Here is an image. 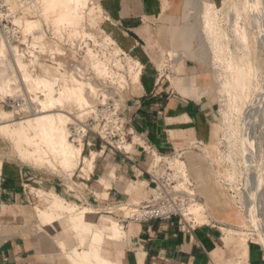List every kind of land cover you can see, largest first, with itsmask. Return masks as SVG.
Instances as JSON below:
<instances>
[{
  "label": "crops",
  "instance_id": "1",
  "mask_svg": "<svg viewBox=\"0 0 264 264\" xmlns=\"http://www.w3.org/2000/svg\"><path fill=\"white\" fill-rule=\"evenodd\" d=\"M188 2L100 0L108 20L105 29L144 66L124 105L132 133L130 153L104 150L90 136L88 164L74 179H44L42 186L16 164L0 167V264H97L94 252L112 264H264V250L255 241L225 231L240 221L235 214L224 213L223 205L211 203V221L192 231L177 219L124 222V214L117 210L151 198L149 175L143 170H151L153 154L185 155L218 144L216 74L193 31L184 27ZM150 31L158 42L151 47L153 52L143 48ZM157 51L167 65L163 71L152 59L161 57ZM41 191L88 210L84 221L75 224L68 217L41 221L36 214L42 206ZM105 218L122 227L119 235Z\"/></svg>",
  "mask_w": 264,
  "mask_h": 264
},
{
  "label": "rangeland",
  "instance_id": "2",
  "mask_svg": "<svg viewBox=\"0 0 264 264\" xmlns=\"http://www.w3.org/2000/svg\"><path fill=\"white\" fill-rule=\"evenodd\" d=\"M45 1L6 2L7 10L16 13L14 21L22 30L25 29L27 33L33 31V36L38 37L40 41L44 40L49 50L60 52L61 48L64 54L55 60L37 65L29 62L28 50L19 49L17 53L0 39V103L4 106L0 107V117H4L0 118V125L9 121L20 122L45 110H53L43 109L40 104L47 107L44 104L46 96L50 92L56 96L66 82L75 86L83 84V93L87 101L54 109L55 112L69 116L63 126L68 136L67 143L82 150V158L72 169L62 167L58 156L53 150L51 153L48 145L31 141L32 137L27 139L6 136L0 130V167L8 163L16 164L19 168L28 170L36 185L40 186L44 179L65 181L74 179L81 166L88 164L87 139L96 136L90 134L84 143L75 144L69 137L72 127L79 121L89 118L92 115L91 110L109 97L120 96L125 101L130 88L140 81L139 71L136 70L138 59L124 51L116 38L104 27L108 20L105 18L100 0H88L89 5L85 12L80 14L81 22L74 34L60 26L58 22V17L64 12L62 8L45 14L43 10ZM207 1H210L212 6L209 16L205 5ZM248 1L189 0L186 5L184 27L193 31L195 41L200 43L203 49V56L210 61L216 74L219 141L214 147H204L200 152L190 151L185 155L178 153L175 158L170 159L175 165L187 168L189 177L197 186L196 194L208 201L207 204L200 202L197 195L194 209L198 222L204 224L211 221L213 216V211L209 207L211 203L223 205L224 213L235 214L240 221L232 226H226L225 231L230 235H240L244 238L248 236L241 230L252 226L249 222L253 217L248 210L249 202H254L258 220L264 221V0H256L255 4L260 23L255 21V14L251 12ZM48 28L58 32L64 31L66 35L63 38L57 34H50L47 32ZM144 39L149 47H157L158 42L152 31L146 33ZM111 48H114L113 53L110 52ZM123 52L128 54L127 57L119 56ZM86 53L88 57L92 56L95 66L88 65ZM91 67L96 75L93 73L90 76ZM102 69L105 70L104 73ZM40 77L53 82L52 90L27 86L26 79L31 82ZM227 82L232 83V88H229ZM260 94L263 99L257 102L258 105L252 106ZM10 101L23 103L22 109L8 108L6 103ZM37 144L39 146H36ZM41 146L48 150L41 151ZM38 149L40 151L35 153V156L30 154ZM152 158H156V155L153 154ZM83 172L87 173L86 169ZM204 174L206 177H203ZM251 174L252 176L257 174L255 177L259 182L251 177ZM260 178L263 179V183ZM249 179L262 185L252 196L248 192L251 188L247 185ZM39 193L48 196L43 191ZM41 200L43 207H37L36 214L42 221L40 213L46 210L47 205L43 199ZM64 205L65 213L58 214L55 220L68 217L70 221L76 220L77 223L84 221L80 217L71 219L69 210L76 206L75 204L64 202ZM77 209L78 212H88L83 208ZM106 220L112 221L111 224L116 223L109 218ZM120 228L122 227L116 225L119 233Z\"/></svg>",
  "mask_w": 264,
  "mask_h": 264
},
{
  "label": "built area",
  "instance_id": "3",
  "mask_svg": "<svg viewBox=\"0 0 264 264\" xmlns=\"http://www.w3.org/2000/svg\"><path fill=\"white\" fill-rule=\"evenodd\" d=\"M7 1L0 0V39L4 40L17 53L19 49L28 50L29 62L33 64H43L63 56V49L58 47L60 52H52L53 50L48 49L44 40L40 41L38 37L33 36V31L27 33L28 31L25 29L22 30L14 21L16 13L7 10ZM47 32L53 35L57 34L63 38L66 35L64 31L58 32L50 28ZM111 46L113 47L114 44ZM143 48L149 52L155 51L153 48H149L147 44H144ZM113 50L114 48H111L110 52L113 53ZM157 52L160 53L161 57L156 59L152 56V59L158 63L160 70L163 71L167 68V65L161 52ZM127 55L126 52H123L119 56L127 57ZM14 56L17 61L16 53ZM86 59L88 65H96L92 61V56L88 57L87 53ZM56 63L53 62V64ZM136 63H138L136 68L139 71L138 76L141 77L144 66L139 61H136ZM93 73L96 75L91 67L90 76ZM22 105L23 103L18 101L6 103V106L12 110H20L23 107ZM124 105L125 101L120 96L103 100L100 105L91 110L92 115L89 118L85 121H79L78 124L72 127L69 136L72 142L75 144L84 143L90 134H94L101 142L104 150L127 156L130 153L128 146L132 133L125 115ZM174 156L176 154L171 157L156 155V158L152 159L151 170H143L149 175L152 196L143 204L117 208L124 214V222L146 223L177 219L180 226L186 231H192L200 225L194 209L198 199L195 183L189 177L186 167H179L170 162V159L175 158ZM114 211L112 210L110 213ZM256 218L259 219L257 215ZM249 222L252 225L251 228L241 231L264 250V221L251 220Z\"/></svg>",
  "mask_w": 264,
  "mask_h": 264
},
{
  "label": "bare ground",
  "instance_id": "4",
  "mask_svg": "<svg viewBox=\"0 0 264 264\" xmlns=\"http://www.w3.org/2000/svg\"><path fill=\"white\" fill-rule=\"evenodd\" d=\"M88 2H89L88 0H82V1H79V0H46L45 3L43 4L44 5L43 10L45 11V14H46V13L51 12V11L61 10V8H62V12L63 11L64 12L58 17V22H59L60 26H64L65 28L68 29V31L70 30V32H72L74 34L77 27L79 26V24L81 22L80 14L85 12V10L87 9V7L89 5ZM248 3H249V7L251 9V12H253L255 14V17H254L255 21L258 23L260 20L257 16L258 15V13H257L258 11L256 10L257 6H255L256 0H249ZM252 3H254V4H252ZM205 5H206L207 15L209 16L211 14V10H212L211 2L207 1L205 3ZM261 35H262V33H261ZM263 35L261 36L262 38H263ZM102 72L104 73L105 70L102 69ZM33 80L34 81H31V82H29L27 79L25 80L27 82V86L29 88H32V87H35L37 89H43V88L47 89L48 88V89L52 90L53 82L51 80H49L48 78L40 77V78H37L36 80L35 79H33ZM227 84L230 86L229 88H232L231 82L230 83L227 82ZM228 85H226V87H228ZM83 89H84L83 84H78L75 86V85H71L68 82H66V84L63 85L62 89L59 90V93L56 96L53 95L51 92L46 96L44 104L47 107H44L40 104V106L43 107V109H46V108L52 109L53 108V110H45V111L41 112L40 114H36L35 116L30 117V118L23 120V121H20V122H13V121L5 122L4 124L0 125V130L2 131V134L6 135V136L25 137L27 139L29 137H32L31 141H35L36 143H40V144L44 143V144L48 145L51 149V150L49 149L51 151V153L53 150L54 153L58 156V159L60 160V165L62 167L66 168V169L67 168H69V169L74 168L77 165L78 160H80L82 158V155H83L82 150L79 148L73 147V145H71L70 143H67L68 136H67V133L63 130V128H64L63 126H64V123H66L67 120L69 119V116L66 114L55 112L54 109L64 108L66 105H69L71 103H76V105H78V104H81V103H84L85 101H87V98L83 93ZM262 91H263V89H262ZM260 95H258L256 97L252 106L258 105L257 102L259 100L261 101L262 95L261 96ZM256 111H258V110H256ZM252 113H253V111H252ZM0 118L3 119L4 117H0ZM251 141H252V139H251ZM36 146H39V144H37ZM43 146H41L42 147L41 151L43 149ZM46 149H43V150H46ZM247 150L249 151V149H247ZM39 151H40V149L35 151L33 154L32 153H30V154L35 156L36 155L35 153H38ZM25 155L27 156V153ZM247 159H248V157H247ZM247 163H249V162L247 161ZM248 166L250 167V165H248ZM249 167H248V169H250ZM248 172L249 171H247V173ZM256 175L257 174H255V176ZM258 175L260 176L261 174H258ZM248 176H247V179H248ZM255 176H252V174H251V177H254L257 179V177H255ZM257 180H255V181L257 182ZM262 180L263 179H261V183H263ZM258 182H259V180H258ZM247 185L251 187L248 191L251 196L254 192H256L255 190H258L262 186V185L260 186L259 183H255L254 181H250V179L247 182ZM250 191H252V192H250ZM39 197L41 199H43L45 205H47L46 210H43L40 213L41 217H42V221H44L46 223L49 221H55V217H57L58 214L60 215V213H65L66 207L64 205V202L57 195L52 194V195L46 196L44 194L43 195L40 194ZM248 206H249L248 210L250 211L251 216H253V217H251V220L257 222L258 221V219L256 218L257 212H256V207L254 205V202H252V201L249 202ZM69 211L71 214L70 215L71 219L72 218L75 219L77 217L84 219L85 212H78V209L76 206L72 207ZM72 223L77 224V221L76 220L72 221ZM116 225L117 224L113 222L111 224V230L113 231L114 235H119L120 233L116 229ZM83 228L86 231L89 230L87 225H84ZM120 231H121V229H120ZM100 240H101V238H100ZM75 255H78L77 252H75ZM83 255H84V257L85 256L88 257L90 254L86 252V253H83ZM93 257L97 260V264H112V263H109L107 261L102 260L99 257L98 253H96V252H94Z\"/></svg>",
  "mask_w": 264,
  "mask_h": 264
}]
</instances>
